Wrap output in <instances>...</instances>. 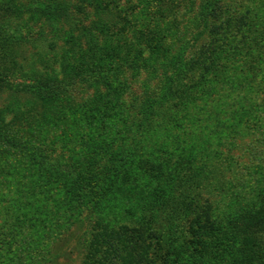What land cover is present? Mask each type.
Returning a JSON list of instances; mask_svg holds the SVG:
<instances>
[{"label": "rangeland", "instance_id": "rangeland-1", "mask_svg": "<svg viewBox=\"0 0 264 264\" xmlns=\"http://www.w3.org/2000/svg\"><path fill=\"white\" fill-rule=\"evenodd\" d=\"M0 5V264H264V0Z\"/></svg>", "mask_w": 264, "mask_h": 264}, {"label": "trees", "instance_id": "trees-1", "mask_svg": "<svg viewBox=\"0 0 264 264\" xmlns=\"http://www.w3.org/2000/svg\"><path fill=\"white\" fill-rule=\"evenodd\" d=\"M62 6H64V5H62ZM0 8H2L1 5H0ZM3 8L7 9L8 6L5 5V6H3ZM65 8L66 7L64 6L62 9H65ZM39 9L42 12L47 10L46 7H44L42 4L39 5ZM54 11L59 13V9H54ZM101 23L102 22H100L99 19H96L95 21L92 22V25L94 26V28H97V27L102 25ZM67 34H68L69 40H73V43H72L71 46H75L77 44L78 40L72 38V34L74 35L73 31L70 29V32L68 31ZM80 36H82L84 38V40L86 41L87 45H91V44L93 45V41L91 39L90 31H88V30L85 31V29H81L80 30ZM8 42H9V38L0 39V49H1L0 66H4L5 70H9V71H5V74L9 77L10 74H12V73L15 74L16 73V69L14 70V67H16L18 64L15 61V57L17 55L15 44L12 43V44L8 45ZM90 47L93 48L92 46H90ZM64 54L65 53H63L62 56H64ZM238 60H239L238 63L240 64L241 60L240 59H238ZM61 63H62L61 64V66H62V80L57 81L56 85H54V86H57V88L60 91H61V89L63 90L65 88V86H68L70 83H73V81H74V78L71 77V71H70V69H73L72 65H71L72 61L68 60V62H67V58L65 56V57H62ZM74 66L75 65L73 64V67ZM11 67L13 68L12 70H10ZM77 69H80V68H77ZM3 73L2 74L0 73V87H2L3 85L6 84L5 81H4V78L1 76V75H3ZM233 74L234 75H238V77H242L243 76V70L241 69L240 66L235 67L233 69ZM45 82L50 83V82H54V81H53L52 77H48V80L45 81ZM0 89H2V88H0ZM106 89H107L106 97L110 98V95H114L115 96L116 91L112 88L111 85H109V83H106ZM46 90H50V91L46 92ZM43 92H44L43 100H45V101H53L54 95L58 93L57 90L53 91V87H51L49 84L43 86ZM10 94L11 95H9L10 96L9 98L12 97V93H10ZM96 95L100 96V93H99L98 89H96ZM96 99H98V97H96ZM97 101L98 100H96V102ZM145 118L146 117H144V119ZM141 125H142V122L140 121V123L136 124V128L139 127V126L141 127ZM143 125H144V121H143ZM140 135H141V132H140ZM9 139H6V142L8 144H12V145H17L19 147H23V145L21 143H19L16 139H10V140ZM125 149L127 150L128 148H125ZM126 152L130 153L129 151H126ZM127 209L130 210L131 208L128 207ZM117 258H119V257H117ZM129 264H132V263H129Z\"/></svg>", "mask_w": 264, "mask_h": 264}]
</instances>
